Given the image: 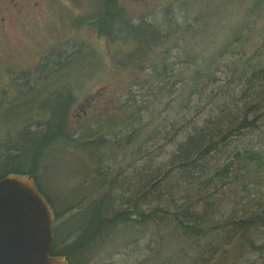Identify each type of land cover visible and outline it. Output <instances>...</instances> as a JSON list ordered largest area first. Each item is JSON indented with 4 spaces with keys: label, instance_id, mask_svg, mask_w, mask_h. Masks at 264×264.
<instances>
[{
    "label": "rangeland",
    "instance_id": "1",
    "mask_svg": "<svg viewBox=\"0 0 264 264\" xmlns=\"http://www.w3.org/2000/svg\"><path fill=\"white\" fill-rule=\"evenodd\" d=\"M120 1L136 22L147 19L164 30L169 27L166 9L172 6L179 24L172 35L179 44L166 71L158 58L168 45L163 37L147 49L148 64L134 54L135 39L110 41L97 33L90 20L104 0H39L37 8L5 12L7 19L0 23V174L2 161L19 146L22 133L41 131L51 117L45 102L53 106L54 93L70 90L74 96L69 130L76 139L109 140L86 149L76 145L77 140H63L41 156L38 187L62 215L54 223L61 239L57 248L78 237L86 222L83 217L93 223L102 200L109 218L133 210L136 202L146 212L162 203L173 211L192 203L195 211L205 214L212 200L211 215L221 220L257 207L264 211V179L254 187L239 164L229 177H214L229 160L236 161L239 148L264 146V118L258 129L232 138L210 156L214 172L208 176L214 179L203 192L186 190L183 168L167 173L178 145L206 119L241 117L249 108L250 117L264 111V73L250 77L264 66V9L249 14L254 0ZM243 22L247 25L241 41L225 46ZM189 24L198 37L192 44L206 53L216 52L209 79L196 75L195 62H187L180 47ZM130 54L135 56L128 58ZM48 58L53 63L44 66ZM68 58H73L71 63L57 67ZM179 177L183 184L169 189ZM253 198L262 199V205L252 203ZM71 205L75 207L64 213ZM133 217L136 222L90 236L73 264H182L187 256L201 252V244L188 239L170 217L146 222L138 214ZM248 236L260 248L235 240L228 244L226 256L223 250L213 257L206 254L208 264H264V225L253 227Z\"/></svg>",
    "mask_w": 264,
    "mask_h": 264
},
{
    "label": "trees",
    "instance_id": "2",
    "mask_svg": "<svg viewBox=\"0 0 264 264\" xmlns=\"http://www.w3.org/2000/svg\"><path fill=\"white\" fill-rule=\"evenodd\" d=\"M252 4H254L253 11H249V14L254 13L258 9H264V0H254ZM99 7L100 9L97 14L90 20V23L96 27L98 34L108 37L110 41L125 39L126 37L135 39L138 45L134 54L139 55L148 64L150 59L149 54L146 53L147 49L153 48L152 42L157 39L160 40L163 37L168 45L164 51V56H158L162 60L163 66L161 69L166 71L167 66H172L173 61H170V58L174 56V49L179 44V38L174 37L172 34L177 31L175 25L179 26V24L176 17L171 13V5L166 9V12L169 14V27L165 30L162 29V26L154 24L147 19L142 18V20L136 22L132 18L130 11L120 0H104ZM204 19L205 17H201V20ZM246 25L247 22L238 24L234 28V33L226 39L224 45L227 46L231 43L240 42L244 36L243 29ZM182 32L181 38L183 39V44L180 47L185 51L186 61L195 62L197 76L203 79L206 77L209 79L212 74L210 71L208 72L210 62L215 57L216 52L206 53L204 49L201 48L198 50L197 46L192 44V39L198 40L192 25H187ZM202 35L203 31L201 33ZM220 51H223V48H220ZM134 54H130L128 58L134 57ZM72 60L73 58H68L59 63L57 67H65ZM50 63H53V60L48 58L44 66ZM150 65L154 68L156 66L155 63ZM259 73H264V66H261L257 71H252L250 77L257 76ZM65 94L67 97H65ZM51 97L55 100L53 106H49L45 102L46 110L51 112V117L46 120L41 131L31 133L26 130L22 133V137H19V141L21 140L19 146H15L16 149H13V153L9 151L1 163L0 178L11 172L30 173L37 180L36 183H40L36 172L41 164L43 152L51 144L63 140H77L79 144L76 143V145L86 149L96 143L102 145L109 141L108 139L102 141H80L79 138L76 139L69 130L70 109L75 101L72 92L68 90L67 92L54 93L51 94ZM250 106L257 105L252 104ZM224 111L222 109L221 113ZM250 111L251 109L249 108L241 117L230 118L226 115H217L206 119L201 126L196 127L178 145L173 155L172 167L167 173L170 174L175 168H183L186 171L184 173L185 179L188 180L186 182V190L196 188L198 192H203L204 189L209 188L214 177L221 178L222 175L229 177L230 173L234 174L239 164L247 171L249 183L253 184L254 187H258L264 179V146L245 148L244 150L239 148L235 151L236 161L234 159L229 160L222 169H217L215 172L213 170L212 160L210 159L213 153L222 150V147L227 145L232 138L245 135L247 131H253L260 127V120L264 118V111L256 113L254 117H250ZM212 172H214V177L208 176ZM175 181L170 182L169 189H176L178 183L183 184L181 177ZM156 186L157 184L153 185V187ZM151 190L152 188L149 191ZM101 202L98 207L99 210L94 215L93 223L83 217V220L85 219L86 222L81 226L82 232L72 243L63 245L62 248H57V240L61 241V239L59 237L60 233L55 229L53 224L57 239H54L51 254L68 255L71 264H73L72 258L92 240L90 236L94 238L103 234V231L109 227L136 222L137 220L133 217L135 214H138L143 222L168 216L175 221L176 225L188 239H193L194 243L197 240L201 244V252L198 255L193 254L187 256V258L183 259L182 264H199V262L201 264H208L210 259L205 258L206 254L209 253L213 257L220 250H223L222 255L226 256L228 244L232 241L234 243L235 240H237L238 244H244L251 249L260 248V245H257V242L251 240L248 236V232L253 227L260 224L264 225V211H261L259 207L245 212L242 216L226 217L221 220L211 215L210 208L213 204L212 200H209L206 204L204 209L205 214L195 211L192 203L184 207L181 206L178 211H173L165 203H162L163 205L153 207L150 212H146L139 205V202L138 204L136 202L133 210L119 211L113 217L109 218L105 216V210L102 211ZM251 202L255 205H262V199L260 198H253ZM74 207L75 205L66 207L68 209L64 213L69 212ZM54 209L56 210L57 218H60L62 216L61 213L57 212L56 206ZM87 223L89 225H86Z\"/></svg>",
    "mask_w": 264,
    "mask_h": 264
},
{
    "label": "water",
    "instance_id": "3",
    "mask_svg": "<svg viewBox=\"0 0 264 264\" xmlns=\"http://www.w3.org/2000/svg\"><path fill=\"white\" fill-rule=\"evenodd\" d=\"M57 218L50 200L30 173L0 178V264H71L51 254Z\"/></svg>",
    "mask_w": 264,
    "mask_h": 264
},
{
    "label": "flooded vegetation",
    "instance_id": "4",
    "mask_svg": "<svg viewBox=\"0 0 264 264\" xmlns=\"http://www.w3.org/2000/svg\"><path fill=\"white\" fill-rule=\"evenodd\" d=\"M39 0H10L13 4L10 6L5 0H0V23H4L7 17L5 12L22 13L26 8H37Z\"/></svg>",
    "mask_w": 264,
    "mask_h": 264
}]
</instances>
